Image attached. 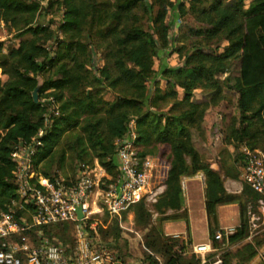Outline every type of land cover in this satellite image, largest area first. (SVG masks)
<instances>
[{
	"label": "trees",
	"instance_id": "16d2710c",
	"mask_svg": "<svg viewBox=\"0 0 264 264\" xmlns=\"http://www.w3.org/2000/svg\"><path fill=\"white\" fill-rule=\"evenodd\" d=\"M43 1L45 0H0V18L4 23L17 27L15 36L20 39L16 48H10L6 55L0 53V68L3 72L8 70L11 73L8 79L0 85V207L8 210L14 207L12 201L18 198L13 175L14 162L10 157L12 146L15 143L29 141L39 128H46V134L41 139L42 145L38 147L33 163L36 169L39 168L44 176L51 179H73L79 164L90 165V167L96 164L102 169L108 165L117 173L114 162L115 142L126 133L129 121L134 118L137 133L135 143L137 156L139 159H144L146 156H158L164 168L166 187L155 203L157 209L159 211H164L163 209L180 211L184 205V197L179 178L197 169H202L206 176L204 208L209 235L213 236V232L219 229L217 207L238 203L240 223L235 231L228 235L227 240L229 244H234L245 239L248 234L247 203L252 200L261 204L262 199L246 184L240 194L228 193L214 165L198 163L200 156L192 144L189 127L199 126L205 110L209 107L208 103L203 104L192 100L193 90L197 88L214 90L210 105L216 104L221 87L215 84V81L208 82L210 70L225 72L227 70L224 65L226 60L236 59L238 61V76L229 88L237 94V109L242 115V122L246 123L244 120L248 119L247 115L259 116L264 110V0H231L228 4H223L222 0H190L193 4L192 8L202 1H208L209 6L204 9L203 15H207L211 23L210 29L194 30L193 34L205 36L209 32L215 34L216 37L218 34L221 40L227 41V44L222 47L220 53L202 45L196 46L194 51L185 56L182 66L161 64L157 71L153 68V60L154 58L159 59L169 42V26L164 23L163 19L168 7L174 4L171 0H150V3L146 0H114L115 11L112 16L117 19L121 18V14L127 16L133 8L144 7L147 12H151L156 5L158 9L152 20L157 23L153 33L144 30L140 25L132 24L121 29L116 35L115 47L109 56L111 67L104 65L101 68V79L98 81L101 84L105 81L112 87L122 84L129 88L132 94L122 95L112 101L101 99L96 101L93 93L73 96L65 92L66 88L75 91L77 82L74 75L67 74L68 63L66 62L71 61L78 68L83 66L76 65L77 56L72 51L75 41L72 36L75 35L73 31L77 33L83 24L82 18L85 14L82 7L84 3L83 0H57L64 7V19L58 25V30L62 34H67L68 38L57 39L54 55L50 56L42 44H39L40 39L44 38L46 41L51 37V34H47L48 28L39 22L33 24L35 17L42 14L43 10L48 12L47 8L52 5V1L49 0L48 6L42 7ZM179 11L181 14L184 13L181 8ZM126 22L128 24V21ZM26 34L32 35L33 38L23 39ZM76 42L79 44L78 41ZM80 47L84 48L81 44ZM7 57L17 58L11 71L9 67L7 69ZM53 66L55 68L57 66V72L62 75L56 78H42L38 96L49 89L55 90V98L61 103L59 109L63 115L55 118L48 128L44 125L42 114L39 117L36 116L35 111L40 104L33 101L32 91L37 85V77L42 76ZM156 75L166 80L164 90H160L157 84V87H153L152 90L149 87V84L154 86ZM176 87L182 88L181 97L178 96ZM152 97L154 100L167 98L171 102L170 115L166 117L162 127L161 124L156 126L155 138L146 126L150 114L147 109H144L146 108L144 107L145 100ZM178 106L181 107V111L177 110ZM17 107L20 108L17 109ZM100 111H103L104 118L90 117L85 119L82 125L86 140L81 134H76L74 139H67L62 147L57 146L60 138L75 125L76 115L90 113L97 115ZM102 122H104V127H101ZM102 132H105L106 137L101 136ZM229 135L232 138L231 141L233 140L238 145H262L264 142V139L258 141L257 134L252 133L248 125L235 129L232 127ZM84 142L91 144L98 152H96V157H99L100 162L96 159V163L88 161L83 157L86 153ZM155 146H163L162 152L158 155L152 154L151 148ZM67 152H74L78 163L64 172L53 169L55 154H58L57 163L62 167ZM186 156L190 157L191 164L186 160ZM106 157H108V162L105 161ZM237 163L239 166L242 164L241 155ZM133 208L135 215L143 217L145 221L149 219L150 212L143 200L131 205L129 210ZM16 212L22 213V211ZM127 212L123 213V217ZM182 214L184 215L183 211L175 213L169 219L166 217V220L182 219L184 217ZM104 216L109 219L106 214ZM111 222L115 235L119 236L118 221L112 219ZM59 227L62 233L51 235V230ZM69 227H71L69 223L53 224L42 227L41 232L43 235L46 234L50 240L54 239L65 245L73 240V237L68 239L64 234ZM102 229L99 227L98 232ZM158 233V236L154 235L146 244L148 247L156 248L157 251L163 250L166 262L161 261L162 264H201L199 258L195 263L184 260L181 257L182 247L178 246V240ZM103 243L119 253V248L112 243L108 241H103ZM212 245L216 246L213 240ZM175 246L177 247L174 251ZM259 246V242H247L227 258L224 257L222 264H230V257L236 260V264H245L257 254ZM157 257L149 252L141 260L156 264L158 263Z\"/></svg>",
	"mask_w": 264,
	"mask_h": 264
},
{
	"label": "rangeland",
	"instance_id": "374dc122",
	"mask_svg": "<svg viewBox=\"0 0 264 264\" xmlns=\"http://www.w3.org/2000/svg\"><path fill=\"white\" fill-rule=\"evenodd\" d=\"M48 1L49 0L43 1L41 4L42 7L48 6ZM50 1H52V5L47 8L48 12L43 10L42 14L35 17L33 24H37L39 22L48 28L49 32L46 33L51 34V37L46 41H44V38L40 39L39 44H42L50 56H52L54 55L53 52L56 47V40L66 39L68 36L67 34L60 33L58 30V25L64 19V7L60 5L57 0ZM146 1L150 3V0ZM171 1L174 5L168 7L167 14L163 19L164 23L169 26V42L159 59L154 58L153 60V68L156 71L161 64L167 66H182L184 64L185 56L194 51L196 46L202 45L205 48L214 49L217 53H220L222 51V47L227 44V41L223 39L221 40V37L220 35L218 36V34L217 37L215 34L209 32L205 36L193 34L194 30H205L211 28V23L208 21L209 18H207V15H203L204 9L209 6L208 1H202V3L196 4L194 8H192L193 4L190 0ZM222 2L223 4H228L231 0H222ZM83 3L84 5L82 9L85 14V17L82 18L83 24L77 33L73 31L75 35L72 36L74 37L73 41H75L73 43L75 47L72 48V51L77 56L76 65L80 64L83 66L82 68H78L75 67V64L71 61L66 62L68 63L67 74L70 76L74 75L77 82L75 85L76 88L74 89L75 91L66 88L65 92L72 94L73 96H84L85 94L93 93L96 101L99 99L112 101L122 95L132 94V92L130 93L129 88L123 86L122 84L112 87L105 81L102 82V84L99 83L98 80L101 79L100 71L104 65H109V67H111L109 56L112 53V49L115 47V37L119 34L121 29L129 27L132 24H137L149 33L154 32L155 27H157V23H154L152 20L156 15L158 7L155 5L151 12H147L144 7L133 8L127 16L121 14V18L117 19L112 16V13L115 11L114 0H83ZM180 8L184 11L183 14L179 11ZM126 21H128V24ZM16 33L17 27H14L9 23H4L0 18L1 55H6L10 48H16L19 45L20 39L15 36ZM31 38H33V36L30 34H26L23 37V39L27 40H30ZM76 41H78L79 44H77ZM80 44L83 45V49H81ZM16 59V57H7V69L9 67L11 71ZM224 65L227 69L225 72L210 70V79L208 82L210 83L215 81L214 83L219 84L221 87L219 99L216 104L210 105L214 90H204L202 88L193 90L192 100L203 104L208 103L209 107L205 110L203 120L199 123V126L195 127L192 125L189 127V131L191 134L192 144L200 156L198 163H210L214 165V169L219 172L224 186L228 189L226 191L228 193L238 195L245 187L240 178L239 165L237 163L239 155H241L240 151L243 144L238 145L236 142H233V140L231 141L232 138L229 135L230 130L232 127L235 129L236 127L238 128L243 127V125H248V129L252 133H256L258 141H261L264 139V110L260 112L259 116H253L252 114L247 115L248 119L244 120L246 123L242 122V115L237 109V94L234 90L229 88V86L233 85L237 79L239 69L238 61L236 59L226 60ZM57 66L56 68L55 66L51 67L47 72L43 73L42 76L37 77V85L32 91V97L33 92L36 91L37 102L40 104L35 111L37 117L43 113L42 109L44 103L48 105L53 102L58 106V108L61 104L55 98L54 93L56 92L53 89H49L38 96V88L42 84V78H56L62 75L60 72H57ZM10 74L11 73H9L8 70L3 72L2 84L8 79ZM155 79L157 83L155 81L154 86L149 84L151 90L153 87L156 88L157 86L160 90H164L166 88V80L160 75H156ZM176 90L178 91V96L181 97L183 94L182 88L176 87ZM144 107H146L144 109H147L150 114L147 119L146 126L151 130L155 138L156 126L161 124L162 127L166 117L170 115L169 110L171 108V102H169L167 98H157L154 100V97H152L151 99L145 100ZM19 108L20 107H17V109ZM177 110L181 111V107L178 106ZM61 115L63 114L61 113ZM61 115H59V117ZM90 117L104 118L105 115L103 114V111H100L97 115H94L93 113L76 115L74 117L75 125H73L72 128H70V130H68L60 138L57 146L62 147L67 139H74V135L76 134H81L82 138L86 140L84 132L82 131V125L85 119ZM101 127H104V122H102ZM101 136L106 137L105 132H102ZM84 147L86 153L83 154V157H85L86 160L94 162L97 160L100 162L99 157H96L98 152L93 149L91 144L84 142ZM151 149L153 150V155H158L162 152L163 146H155ZM99 152H101V150ZM57 158L58 154H55V163L52 167L58 171H67L78 163V158L75 156L74 152L66 153L62 167L58 165ZM107 159L108 157L105 159L106 162H108ZM186 160L191 164L189 156H186ZM116 177L117 173L115 170L109 168L108 165L105 166L104 173L100 177V181L98 186L95 187V190H108L110 186L115 183L117 179ZM205 179V172L202 169H197L193 171V173L186 176L183 175L179 178L183 197L186 195V199H189V197L191 198L192 196V199L190 200L193 205L191 206H193L198 213L203 207L202 198L205 194ZM155 181L157 182L158 178L153 177L152 182L154 183ZM241 199L243 200V198ZM250 201L247 203L246 213L248 217L247 237L237 243L229 244L226 241L215 240V234L221 232V230L218 229L214 231L213 236H210V239L211 241H215L216 246L214 247L215 250L207 255V259L214 260L220 258L223 260L224 257L227 258L228 255L234 253L247 242L260 243V246L257 248V253L260 249L264 248V207L258 202L256 203L255 201ZM97 203L99 206H102V203L99 200ZM155 203H145L146 208L150 212V217L147 221H145L143 217L135 215L136 213L134 208L130 209L122 219L119 236L115 235L114 230L111 227V220L107 219V217L103 215L104 217L102 216V220L103 223H105L106 228L99 231L96 238L100 241H108L118 247L120 256L125 260L136 261L147 255L149 252H152L158 256L161 261L166 262L163 250L157 251L156 248L148 247L146 244L150 238L154 235L158 236V232H160L164 237L175 240L177 239L179 243L178 246L182 247L181 257H183L184 260L195 263L198 258L191 251L193 243L187 233L184 235L175 233V235H177L175 236L174 234H166L164 230L165 223L169 221L166 220V217L169 219L170 217H173L175 213H182V211L173 209H163L164 211H159ZM231 204L237 205L238 217L232 214L230 220L238 221V226L240 223L239 204ZM13 206L15 209L16 207L18 209H22L20 208L19 203H14ZM183 212L184 215L182 214V216L184 217L182 219L187 222V214L185 211ZM23 213L25 212L23 211ZM236 227H231L233 228V232ZM52 233L61 234V228H53L51 230V235ZM72 233L73 230L71 227L64 232L68 239L72 238ZM222 233L223 232H221V234ZM203 234H205L203 225L196 228L195 235L197 237ZM182 236L185 238H182ZM41 238L49 239L46 234L43 235L40 231H29L28 235H26L27 240L25 243L28 247H30L38 244ZM18 241L19 239H16L11 243L16 245L15 242ZM92 242H95L94 239H92ZM176 247L177 246L173 248L174 251ZM229 262L230 264H233L236 260L230 257Z\"/></svg>",
	"mask_w": 264,
	"mask_h": 264
},
{
	"label": "built area",
	"instance_id": "2783aa9c",
	"mask_svg": "<svg viewBox=\"0 0 264 264\" xmlns=\"http://www.w3.org/2000/svg\"><path fill=\"white\" fill-rule=\"evenodd\" d=\"M2 80L0 68V84ZM59 115L60 109L56 104H43L42 117L46 127L49 128ZM45 134L46 128L41 127L29 141H19L12 146L10 157L14 162L13 175L18 197L12 204L19 203L22 209L10 207L3 210L0 207V264H155L141 259L125 260L96 238L99 227L106 228L102 220L104 214L109 220H117L121 226L123 213L131 205L140 200L155 203L166 187L160 158L146 156L139 159L137 156L134 118L129 121L126 133L115 142L117 179L108 190H95L104 173L98 165L90 167L79 164L75 177L68 180L51 179L44 176L39 168L36 169L33 157L42 145L41 139ZM240 152V178L260 195L264 207V142L262 145L244 144ZM153 177L158 181L153 183ZM98 200L102 206L98 205ZM78 207L82 213L80 219L77 217ZM59 223L71 224V244L63 245L54 239L42 238L38 244L30 247L25 243L29 231L41 232L42 227ZM221 232L215 234V240L228 242L233 228ZM16 239L19 241L13 245L11 242ZM213 250L211 242L191 246V251L202 264L208 262L207 255ZM261 256L264 260V254ZM157 260L156 264H162L158 257ZM215 264H222V260L219 258Z\"/></svg>",
	"mask_w": 264,
	"mask_h": 264
},
{
	"label": "crops",
	"instance_id": "0c3cea01",
	"mask_svg": "<svg viewBox=\"0 0 264 264\" xmlns=\"http://www.w3.org/2000/svg\"><path fill=\"white\" fill-rule=\"evenodd\" d=\"M225 187V186H224ZM226 188V187H225ZM226 190H228L226 188ZM184 205L180 211H185L187 214V222L183 219H177V220H172L168 221L165 223L164 230L166 234H179V235H184L187 233L188 237L190 238L191 242L193 244L195 243H202V242H211L210 235L208 232V221H207V215L206 211L204 208V200H205V194L203 195L202 198V203L203 207L201 211L198 213L194 208L191 200L186 199V195H184ZM190 205V206H189ZM217 214H218V223H219V230L222 232L226 231L228 228L231 227H236L238 224V221H231L230 217L233 214L234 216L238 217V207L236 204H224V205H219L217 207ZM204 226L205 229V234L197 237L195 235V230L199 226ZM184 236H182L183 238ZM185 238V237H184ZM215 249V248H214ZM262 254H264V248L260 249L258 253L247 263L245 264H264V260L262 259ZM198 258V257H197ZM217 259H212V260H207V264H215L217 263ZM201 263V262H200ZM202 264V263H201ZM233 264H236L233 263Z\"/></svg>",
	"mask_w": 264,
	"mask_h": 264
},
{
	"label": "water",
	"instance_id": "95a60500",
	"mask_svg": "<svg viewBox=\"0 0 264 264\" xmlns=\"http://www.w3.org/2000/svg\"><path fill=\"white\" fill-rule=\"evenodd\" d=\"M33 101L34 102H37V94H36V91L33 92ZM76 211H77V217L80 219L82 217V213H81L80 207H78L76 209Z\"/></svg>",
	"mask_w": 264,
	"mask_h": 264
}]
</instances>
